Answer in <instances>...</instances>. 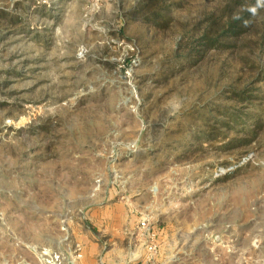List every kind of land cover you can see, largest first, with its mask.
Instances as JSON below:
<instances>
[{
    "label": "rangeland",
    "instance_id": "rangeland-1",
    "mask_svg": "<svg viewBox=\"0 0 264 264\" xmlns=\"http://www.w3.org/2000/svg\"><path fill=\"white\" fill-rule=\"evenodd\" d=\"M257 1L0 0V264H264Z\"/></svg>",
    "mask_w": 264,
    "mask_h": 264
},
{
    "label": "trees",
    "instance_id": "trees-1",
    "mask_svg": "<svg viewBox=\"0 0 264 264\" xmlns=\"http://www.w3.org/2000/svg\"><path fill=\"white\" fill-rule=\"evenodd\" d=\"M264 3H259V0L254 4H251L249 7L244 8L238 15L229 16L225 19L223 26L217 29V34L214 39L208 40V37L204 34V37L207 38V43L215 48H218L231 40L236 38L244 33L250 24L253 22L254 14L260 11V8ZM223 41V42H222Z\"/></svg>",
    "mask_w": 264,
    "mask_h": 264
},
{
    "label": "crops",
    "instance_id": "crops-1",
    "mask_svg": "<svg viewBox=\"0 0 264 264\" xmlns=\"http://www.w3.org/2000/svg\"><path fill=\"white\" fill-rule=\"evenodd\" d=\"M91 218L94 219L95 215L91 214ZM85 242L86 244L83 247L84 251H83V259L81 261V264H97L96 257H99L100 264L102 263L103 264H117L113 261L111 257H109L108 252H105L103 255H100V252L102 251L103 247H99L97 243H94V241L87 240ZM129 245H130L129 247L133 245V255H132L133 263L141 261L145 253L143 243L140 241L139 238L133 237V243L130 242Z\"/></svg>",
    "mask_w": 264,
    "mask_h": 264
},
{
    "label": "built area",
    "instance_id": "built-area-1",
    "mask_svg": "<svg viewBox=\"0 0 264 264\" xmlns=\"http://www.w3.org/2000/svg\"><path fill=\"white\" fill-rule=\"evenodd\" d=\"M136 229L145 241L146 262H150L157 251L156 235L149 229L146 218L141 217L136 221Z\"/></svg>",
    "mask_w": 264,
    "mask_h": 264
}]
</instances>
